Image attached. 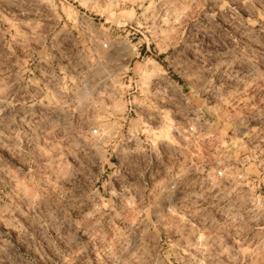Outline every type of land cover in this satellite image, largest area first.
Here are the masks:
<instances>
[{
	"label": "rangeland",
	"instance_id": "374dc122",
	"mask_svg": "<svg viewBox=\"0 0 264 264\" xmlns=\"http://www.w3.org/2000/svg\"><path fill=\"white\" fill-rule=\"evenodd\" d=\"M0 264H264V0H0Z\"/></svg>",
	"mask_w": 264,
	"mask_h": 264
},
{
	"label": "built area",
	"instance_id": "2783aa9c",
	"mask_svg": "<svg viewBox=\"0 0 264 264\" xmlns=\"http://www.w3.org/2000/svg\"><path fill=\"white\" fill-rule=\"evenodd\" d=\"M222 174V172H219V175H221Z\"/></svg>",
	"mask_w": 264,
	"mask_h": 264
}]
</instances>
